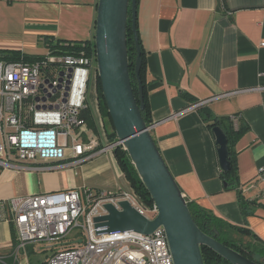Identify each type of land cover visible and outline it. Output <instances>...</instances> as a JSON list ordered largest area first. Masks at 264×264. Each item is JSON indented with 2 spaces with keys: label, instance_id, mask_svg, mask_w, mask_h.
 <instances>
[{
  "label": "crops",
  "instance_id": "obj_1",
  "mask_svg": "<svg viewBox=\"0 0 264 264\" xmlns=\"http://www.w3.org/2000/svg\"><path fill=\"white\" fill-rule=\"evenodd\" d=\"M98 1L0 0V58H45L49 42L93 41ZM137 28L151 134L184 197L264 241V202L250 187L264 164V0H139ZM88 106L105 142L97 93ZM202 109L231 120L236 131L245 130L233 146L238 189L225 186ZM67 164L0 167V202L69 190L129 189L113 153ZM7 213L8 220L0 222V256L8 263L17 242ZM28 248L21 253L26 258Z\"/></svg>",
  "mask_w": 264,
  "mask_h": 264
},
{
  "label": "built area",
  "instance_id": "obj_2",
  "mask_svg": "<svg viewBox=\"0 0 264 264\" xmlns=\"http://www.w3.org/2000/svg\"><path fill=\"white\" fill-rule=\"evenodd\" d=\"M94 62L96 57L86 53H49L37 62L0 61V167L23 169L68 162L67 166L72 167L123 148L118 140L110 142L104 136L103 142L102 137H89V128L80 117L87 108V85ZM49 68L55 75L44 78ZM70 69L72 77L68 79ZM60 72H65L62 85ZM45 80L50 81L45 85L46 93L40 88ZM250 187L258 189L256 199L264 202V164ZM123 201L149 220L159 213L155 203L145 208L130 190H69L0 202V222L8 220L9 211L17 232L13 264H18L20 253L29 246L59 243L81 227L85 242L72 250H60L48 264H174L162 227L149 236L136 232L96 235L94 219L106 214L104 206L111 204L120 210L119 203ZM81 219L85 221L83 226ZM0 264H8L5 257L0 256Z\"/></svg>",
  "mask_w": 264,
  "mask_h": 264
},
{
  "label": "water",
  "instance_id": "obj_3",
  "mask_svg": "<svg viewBox=\"0 0 264 264\" xmlns=\"http://www.w3.org/2000/svg\"><path fill=\"white\" fill-rule=\"evenodd\" d=\"M129 19L137 49L135 75L139 104L130 75ZM95 47L96 73L101 82L103 97L117 140L127 151L139 177L159 209L156 218L149 220L126 201L119 203L120 210L106 204L104 206L106 214L94 219L96 235L136 232L149 236L162 227L167 234L174 264H205L201 247L212 250L231 264H257L199 229L192 218L186 198L152 137L153 124L148 126L144 121L142 116L145 110L144 86L140 76L143 61L137 33V0L98 1ZM59 75L62 85L65 72H60ZM67 77L71 79L72 69L69 70ZM49 83V80H45L41 85L44 93L47 91L45 85ZM67 85L68 92L69 80ZM39 100L40 98L37 99ZM211 132L218 147L220 168L223 172H228L232 168L228 138L220 127H214ZM225 186H228L227 183Z\"/></svg>",
  "mask_w": 264,
  "mask_h": 264
},
{
  "label": "trees",
  "instance_id": "obj_4",
  "mask_svg": "<svg viewBox=\"0 0 264 264\" xmlns=\"http://www.w3.org/2000/svg\"><path fill=\"white\" fill-rule=\"evenodd\" d=\"M139 0H137L138 4ZM138 33V28H137ZM95 36V35H94ZM139 39V33H138ZM140 43V39H139ZM49 52L53 56H60V55H72V54H81L86 53L88 57H96V47H95V39L93 41L87 42H58L53 45V43L49 42L47 44ZM140 48L142 52V68L140 72L141 80L144 86V101H145V110L142 112V116L144 121L148 126L152 125L151 119V109L149 105V98H148V91H147V81H146V62H145V54L143 52L142 45L140 43ZM128 57L130 62V75L132 80V86L134 89L135 96L137 98V102L139 104L138 99V83L135 75V62L137 59V49L135 47V42L133 38V32L131 29V20L129 19V29H128ZM5 60V62H17V61H25V62H37L42 61L45 58L42 57H19L14 56L12 58H8V56L1 57ZM44 73H47V76L54 77L55 72L53 68H49L45 70ZM96 93L98 97V104H99V112L101 117L104 121V128L105 132L104 136L110 142H114L117 140V135L115 133V129L108 113V108L106 106L101 82L99 77L96 73ZM87 108L81 111L80 117L86 122L89 131L94 134V137L100 138L102 137V132L99 130L97 125V121L95 120L92 111L90 110L88 103L86 101ZM200 115L202 119L207 123L210 130L214 127H220L228 138V145H229V153H230V162H231V170L228 172H223L222 177L228 185V189H238L240 186L238 174H237V161L235 157V153L233 151L234 142L245 132L244 129L240 128L237 131L234 129L233 123L229 119L225 118H217L215 117L212 112L208 109L200 110ZM105 122H108L110 125V131L106 129ZM114 157L122 170L126 180L129 183V189L134 194L137 195L139 198L140 203L145 208H151L154 204L147 188L143 184L141 178L139 177L135 166L132 164L131 159L122 147L115 149ZM188 202V208L192 215V218L199 229L206 235L214 238L216 241L222 243L223 245L233 249L234 251L238 252L242 256L246 257L247 259L257 263V264H264V241L261 240L256 234H254L251 230L247 228L238 227L232 225L228 221L224 220L220 216L216 215L213 211L200 207L198 204L194 202ZM243 202V200H242ZM246 204V203H245ZM249 207H245L242 203V211L245 215H248ZM14 242H17V235L14 231ZM16 245V244H15ZM73 246H68L61 250H72ZM60 250H53L52 256L49 258L51 259L55 256ZM201 252L203 256V260L205 264H231L217 253L213 252L212 250L201 247ZM12 258V257H11ZM47 260L43 264H48ZM8 264H13V258Z\"/></svg>",
  "mask_w": 264,
  "mask_h": 264
},
{
  "label": "rangeland",
  "instance_id": "obj_5",
  "mask_svg": "<svg viewBox=\"0 0 264 264\" xmlns=\"http://www.w3.org/2000/svg\"><path fill=\"white\" fill-rule=\"evenodd\" d=\"M97 67V63L94 62L93 64V69L91 70L90 73V81L89 84L87 85V102L89 104L92 103V100L94 99V96L96 94V70L95 68ZM106 124V129L108 131H110V125L108 122H105ZM264 211V210H262ZM80 224L81 226L85 225V221L84 219L80 220ZM86 240V234L85 231L83 229V227L81 228H77L75 230H73V232L69 235V237H67L65 240L53 244V245H48V244H37V245H31L29 247L30 248V253H29V257L26 258L25 256L19 255V263L20 264H43L44 262H46L47 260H49V258L52 256L53 254V250H61L64 249L68 246H73V247H78L79 245H81L82 243H84ZM29 248H27L28 250ZM27 252V251H26Z\"/></svg>",
  "mask_w": 264,
  "mask_h": 264
},
{
  "label": "bare ground",
  "instance_id": "obj_6",
  "mask_svg": "<svg viewBox=\"0 0 264 264\" xmlns=\"http://www.w3.org/2000/svg\"><path fill=\"white\" fill-rule=\"evenodd\" d=\"M158 211H159V209H158Z\"/></svg>",
  "mask_w": 264,
  "mask_h": 264
}]
</instances>
